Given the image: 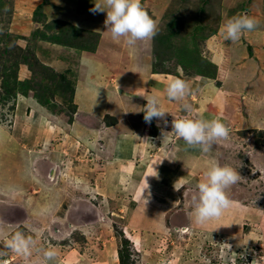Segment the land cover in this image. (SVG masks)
Listing matches in <instances>:
<instances>
[{"label": "rangeland", "instance_id": "374dc122", "mask_svg": "<svg viewBox=\"0 0 264 264\" xmlns=\"http://www.w3.org/2000/svg\"><path fill=\"white\" fill-rule=\"evenodd\" d=\"M0 4V36L16 37L7 59L13 63L19 47L34 53L28 58L32 68L20 62L6 84L0 78V264H26L4 246L16 230L32 236L38 248L56 250L47 264H119V227L135 245V264H264V129L252 127H264V0H141L158 34L134 46L124 38L112 39L104 24L106 13L89 11L93 0ZM241 14L255 19L256 27L238 41L225 40L223 25ZM65 23L98 32L95 50L53 42ZM154 64L170 73L155 76ZM176 69L182 74H173ZM200 71L212 79L191 76ZM171 77L187 81L188 103L207 101V107L200 105L199 114L193 108L185 113L180 101L167 100L166 86L159 83ZM10 90L16 94L6 95ZM148 96H156L163 110L179 117L194 114L193 119H231L233 104L246 121L235 130L236 122L224 120L229 136L213 144L220 153L208 152L213 163L228 165L241 176L226 189L232 203L220 217L203 225L193 221L194 185L182 184L174 195L157 187L148 192L149 203L135 193V178L145 170L152 177L168 150L165 146L154 154V140L137 133L149 128L161 142L174 141L171 133L161 136L157 120L144 122L141 110ZM140 118L143 123L137 124ZM117 135L127 142L120 157L112 152ZM141 142L146 150L133 160L132 151ZM177 143L185 145L182 139ZM201 161L190 176L200 182L206 170L200 167L208 163ZM171 195L170 201L164 198ZM164 201L169 203L164 217L156 221ZM27 259L28 264H43L35 250Z\"/></svg>", "mask_w": 264, "mask_h": 264}, {"label": "clouds", "instance_id": "9594fccd", "mask_svg": "<svg viewBox=\"0 0 264 264\" xmlns=\"http://www.w3.org/2000/svg\"><path fill=\"white\" fill-rule=\"evenodd\" d=\"M93 2L94 6L89 11L93 14L106 13L104 24L114 40L124 38L127 45L134 46L137 41L150 40L158 34L157 24L143 9L141 0H101V2L93 0ZM256 24L257 21L247 14L237 15L225 22L221 34L225 40L235 42L245 31H252ZM165 94L168 100L181 102V111L185 113L192 111V105L187 102V97L191 95L187 81L171 77L166 85ZM145 100L146 104L141 110L144 113V122L150 125L154 119L157 120V127L161 128L163 138L171 133L181 138L189 147H198L200 151L207 153L216 141L227 139L229 136V129L221 120L203 117L193 119L187 115L176 117L171 114L173 117L171 131H165L169 125L165 114L169 112L160 107L156 96H148ZM145 140L148 142L147 138ZM240 180L241 176L236 169L228 165L221 166L218 163H212L204 172V179L198 183L191 197L190 215L193 221L203 225L220 217L232 203L226 194V189ZM145 184L142 195L147 202L150 193L146 191L149 187L146 179ZM4 246L23 256L26 264H28L27 258L32 256L34 250L41 255L43 264H47L57 256L53 247L38 248L37 241L32 236H26L21 230L10 234Z\"/></svg>", "mask_w": 264, "mask_h": 264}, {"label": "crops", "instance_id": "0c3cea01", "mask_svg": "<svg viewBox=\"0 0 264 264\" xmlns=\"http://www.w3.org/2000/svg\"><path fill=\"white\" fill-rule=\"evenodd\" d=\"M153 74L155 75V76H162V74L161 73H156V72H153ZM164 81H165V83L164 82H162V83H159V86L161 85V86H166V82H168V80H166V79H163ZM205 84H209V82H206ZM160 86V87H161ZM158 87V86H157ZM163 88H166V87H163ZM136 89H138V90H141V89H144V86H140V85H137L136 86ZM145 90V89H144ZM155 91H157V90H154V92ZM165 91V90H164ZM213 91V90H212ZM133 92V91H132ZM147 93H149V91H146ZM154 92H151V94H153ZM220 92V91H219ZM217 93V96L220 94V93ZM135 93V92H134ZM133 93V94H134ZM157 93L158 94H161V96H162V94L163 93H161L160 91H157ZM136 94H138V92H136L135 93V95ZM140 95H136V96H139V98L141 97H143L142 95H141V93H139ZM155 94V93H154ZM153 94V95H154ZM158 94H156V95H158ZM159 96V95H158ZM216 99H217V97H215ZM215 98H212V101H213V99L214 100H216ZM144 99V98H143ZM195 99V98H194ZM145 100V99H144ZM168 100V99H167ZM225 101H227V100H225ZM167 102V101H166ZM145 104H146V100H145V102H144ZM208 103L209 102H203V103H193V104H191V105H193V112H198L199 111V107H200V105L201 106H206L207 107V105H208ZM214 105H217V104H214ZM173 107H175V103L174 104H172V108ZM210 107H212L213 108V106H210ZM237 106H235V105H233V104H231L230 105V108H229V110H230V112H229V115L232 113L234 116H233V118L231 117V119L229 118V120H231L232 121V123H235L236 122V124H235V127H234V129L235 130H239V129H243V126H245V123H246V121L244 120V118L243 117H238L237 116V108H236ZM215 110H217L216 108H214ZM170 110H172L171 108H170ZM170 110H168V111H170ZM174 110V109H173ZM175 110H177V109H175ZM207 110V109H206ZM205 110V112L204 113H202L201 115H203V114H205L207 111H210L211 109L210 108H208V110L206 111ZM200 112V111H199ZM199 112H198V114H199ZM210 112H213V109L210 111ZM183 113V112H182ZM173 116H178L179 117V115H177V114H175V113H173V111L171 112L170 111V113L168 114V116H167V118H169V117H172V115ZM193 114V113H192ZM221 114V113H220ZM240 114V113H239ZM170 115V116H169ZM144 116V115H143ZM142 116V117H143ZM183 117L185 116V114L184 115H182ZM192 116V117H191ZM189 115V118H193V116H194V114L193 115ZM200 116V115H199ZM219 116V115H218ZM232 116V115H231ZM166 118V119H167ZM221 118H222V122L225 120H227L228 118L227 117H225V115L223 116H221ZM141 119V122L139 121V119H137L136 120V123L137 124H140V123H143V121H142V118H140ZM168 120V119H167ZM231 121H228V122H231ZM152 122H154V120L152 121ZM247 124V123H246ZM151 125V124H150ZM233 125V124H232ZM253 128H257V129H264V127L263 126H255V125H253L252 126ZM227 128H230V127H228L227 126ZM167 129H171V121L169 122V126L167 127ZM140 130H138L137 132H139ZM120 133H121V135H123V136H126V135H128L129 133H124L123 131H120ZM140 134H143L144 135V137H146V135L147 136H149V137H151L153 140H154V143H153V147H152V150H154V154H155V152L157 151V153L159 152V150L161 149V148H164L165 146H166V149H168L167 150V152H166V157L162 160V162H159L158 164H157V166H156V173H157V175H156V173L154 172V174H153V176H155L156 175V177H151V175H149V174H151L150 173V171H147V170H145V172H142V173H140L139 175L141 176V177H134L135 178V182H136V184H137V188H136V194H138V196H140V201H144L145 202V198H144V196L142 195V192H143V189L146 187V184L144 183V181L143 180H145V179H147V177L148 176H150V178H148V180H150L149 181V183H148V189L146 190L147 192H149V191H151V190H153V191H155L156 189H157V187H159V189H161L160 187H163L164 188V194L165 195H167V194H173L174 192H176L177 193V190H178V188L179 189H181V187H190V186H192V185H194V186H197L196 185V183L198 184L199 182H200V180L201 179H198V180H196V179H194V178H192V177H190V176H194V171L195 170H198L199 169V167H197V169L195 168V166H196V164H198L199 165V162L204 158V160H206V161H208V163H206L205 164V168H204V166H202V167H200V168H203V170L204 169H206L207 170V168L215 161L214 159H212V157L210 158V156H209V153L207 152V153H204V152H202V151H200V149L198 150L197 148L198 147H189L188 145H186V143H185V145L183 146V145H178V143H177V141L179 140V139H181V138H179V137H176V136H174L173 138H172V140H174L173 141V143L171 142L170 144L169 143H167L166 141H164V142H161L162 140H161V137H159L157 134H154V135H152V132H150L149 131V128H147L146 129V131H140V133H137V135H140ZM121 135H117V137H113V147H114V150L112 151L113 152V154H116V155H118L119 157L123 154V151L122 150H125L126 148V144H127V142L126 141H124V137L123 136H121ZM168 136L167 137H170L169 135H170V133L169 134H167ZM109 138V137H108ZM139 140V139H138ZM144 140V139H143ZM169 140V139H168ZM141 144H142V142L139 144V143H137V147H136V149L134 148L133 149V156H134V158H133V160H135L137 157H141V156H143V154H144V152H145V150H146V148H142L141 147ZM168 144V145H167ZM217 145V144H216ZM124 147V148H123ZM135 147V146H134ZM156 149H158V150H156ZM156 150V151H155ZM176 150L177 151H179V153H180V155L178 154V155H176L175 153H174V151L176 152ZM215 151H217V152H219L220 153V151H219V148H218V145L217 146H215V147H213L212 146V148L210 149V153H211V155L212 154H214V156H215ZM183 152V153H182ZM181 153H182V155H181ZM161 154V153H160ZM117 156V159L119 158ZM201 157H203L202 159H201ZM214 160V161H213ZM206 161H201L202 163H200V164H204ZM161 164H163V166L161 167ZM209 165V166H208ZM138 169H136L138 172H140L139 171V167H137ZM205 170V171H206ZM186 172H187V174L188 175H186L185 176V174H186ZM147 176V177H146ZM145 178V179H144ZM192 178V179H191ZM190 179H191V181H193V179L195 180V183L193 182V183H190L189 181H190ZM139 180H141V182L139 181ZM143 181V182H142ZM140 182V183H139ZM186 182H188V183H186ZM173 184H175L174 185V189H173V192H172V186L171 185H173ZM184 186H183V185ZM188 184H190V185H188ZM174 195V194H173ZM133 198V197H132ZM164 198H167V199H169L168 201H170V200H172L173 198H172V195H171V197L170 196H168V197H166V196H164ZM135 201H137L136 199H135V197L133 198ZM132 199V200H133ZM139 201V200H138ZM149 201L150 200H147V202L149 203ZM146 202V203H147ZM165 203H164V205H163V207L159 210L158 209V211H159V214H160V216L159 217H157L156 218V221L157 220H159V219H163V217H164V213H165V211H166V206L169 204L167 201H164ZM173 202H177V201H175V200H173ZM138 204V203H137ZM162 223H163V221L162 220H160Z\"/></svg>", "mask_w": 264, "mask_h": 264}, {"label": "trees", "instance_id": "16d2710c", "mask_svg": "<svg viewBox=\"0 0 264 264\" xmlns=\"http://www.w3.org/2000/svg\"><path fill=\"white\" fill-rule=\"evenodd\" d=\"M0 9L1 10L4 9L3 4H0ZM36 35L37 33L34 32V34H32V37H36ZM7 36L8 34L6 33L0 36V64L1 63L4 64L2 67L0 66V78L3 79V82L5 84H6V81H8L11 76L13 75L16 76L17 74L16 69L20 62L25 63L30 68H32L33 66L32 62H30L28 58H30L31 56H34L33 50H29L24 47H19L18 48L19 52L13 58V63H11L10 62L11 60L9 59L10 60L9 61L6 56L10 52V47H13L14 45H16V37L9 35L10 37L7 38ZM99 37L100 36L98 32L96 31L83 30L75 25L65 23V25L61 26L59 31L55 35H53L51 40L53 42H58L59 44H62V45H69L70 47H74L75 49L79 51L93 52L95 48L97 47ZM153 72L170 73L167 71L166 68L160 67L157 64H154ZM173 74L178 75L182 73H178V70L176 69ZM60 76L63 77L64 75L60 74ZM191 76L197 77L199 80H203V81H208L212 79L206 76L204 73H202V71H200V73L196 72L195 74ZM70 87L73 88L72 85ZM10 93L16 94L14 91L10 90V92L6 93V95H9ZM154 134L156 133L152 132V135ZM116 232L121 237V243H120V246L117 252L119 264H135V262L137 261V254H136L135 247H134L135 245L132 243V241H130L123 235V231L120 227L116 230Z\"/></svg>", "mask_w": 264, "mask_h": 264}, {"label": "flooded vegetation", "instance_id": "af4514ba", "mask_svg": "<svg viewBox=\"0 0 264 264\" xmlns=\"http://www.w3.org/2000/svg\"><path fill=\"white\" fill-rule=\"evenodd\" d=\"M50 170H51V168L49 167V169H48V173H50ZM175 218H176V217H175ZM175 218H173V221H174Z\"/></svg>", "mask_w": 264, "mask_h": 264}]
</instances>
